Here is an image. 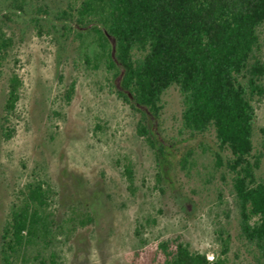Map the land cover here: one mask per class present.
Instances as JSON below:
<instances>
[{"label":"rangeland","instance_id":"rangeland-1","mask_svg":"<svg viewBox=\"0 0 264 264\" xmlns=\"http://www.w3.org/2000/svg\"><path fill=\"white\" fill-rule=\"evenodd\" d=\"M66 9V0H0V27L14 42L0 79V118L8 72L23 81L7 124L11 139L0 122V234L34 181L48 185L54 221L49 243L28 248L12 264H39L37 255L50 253L58 264H161L160 245L174 240L208 256L222 254L226 240L229 262L248 264L231 178L215 169L208 147L182 140L178 90L163 95V132H154L158 142L177 144L161 163L137 134L140 115L117 95L119 77L104 63L95 66L99 51L91 34L79 37L72 22L61 19ZM260 35L264 62V26ZM253 104L255 153L262 156L257 175L264 180V95ZM191 145L183 169L177 160ZM128 164L133 192L124 173Z\"/></svg>","mask_w":264,"mask_h":264},{"label":"trees","instance_id":"trees-1","mask_svg":"<svg viewBox=\"0 0 264 264\" xmlns=\"http://www.w3.org/2000/svg\"><path fill=\"white\" fill-rule=\"evenodd\" d=\"M61 19L76 27L78 36L91 34L98 53L95 66L104 63L119 77L118 97L140 115L139 137L153 147L161 163L174 141L158 142L163 132V95L178 90L181 99L179 134L185 143L208 147L222 178H231V195L238 213V228L251 259L264 264V180L258 178L262 156L255 153L257 118L255 97L264 95V62L260 57V29L264 26V0H66ZM113 39L114 42L111 41ZM14 42L0 27V79ZM89 63L91 58L85 56ZM22 78L8 72L1 131L11 139V117L21 99ZM74 85L68 92V99ZM168 139V138H167ZM170 139V138H169ZM177 160L185 169L194 148ZM133 192V167L124 168ZM49 187L42 181L26 186L22 200L13 204L0 234V258L12 264L28 248L47 245L54 221L49 208ZM256 219V221H254ZM138 235V231H136ZM224 251H191L179 240L160 245L161 264H235ZM50 253L38 254L39 264H58Z\"/></svg>","mask_w":264,"mask_h":264},{"label":"built area","instance_id":"built-area-1","mask_svg":"<svg viewBox=\"0 0 264 264\" xmlns=\"http://www.w3.org/2000/svg\"><path fill=\"white\" fill-rule=\"evenodd\" d=\"M209 260H212L213 259V256H208Z\"/></svg>","mask_w":264,"mask_h":264},{"label":"water","instance_id":"water-1","mask_svg":"<svg viewBox=\"0 0 264 264\" xmlns=\"http://www.w3.org/2000/svg\"><path fill=\"white\" fill-rule=\"evenodd\" d=\"M111 41L114 42L113 39H111Z\"/></svg>","mask_w":264,"mask_h":264}]
</instances>
